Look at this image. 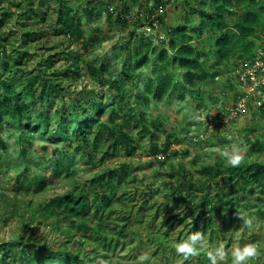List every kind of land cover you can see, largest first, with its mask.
Here are the masks:
<instances>
[{
  "label": "rangeland",
  "instance_id": "1",
  "mask_svg": "<svg viewBox=\"0 0 264 264\" xmlns=\"http://www.w3.org/2000/svg\"><path fill=\"white\" fill-rule=\"evenodd\" d=\"M161 3L160 5H157ZM194 0H0V20L7 13H10L9 19L3 26L0 24V52L5 46L8 54L15 55L14 49L27 51L30 56L25 60V65L21 68H15L12 72L4 71L3 55L0 54V80L6 79L9 85L13 87L15 93L22 89L27 79L40 70L42 65L45 67V61L50 55H55V68L65 66L66 60H71L75 55L80 56L79 63L82 66L81 77L64 78L61 77L58 83L62 85L63 100L61 104L65 105L66 117L70 121L72 111L71 106L75 101L86 103L87 108L92 107L89 92L94 91L98 101L109 102V95H116L117 89L110 91L109 85L121 76L128 67L130 60L135 56V52L142 49V42H153L152 53L150 55V64L142 68L135 81L137 92L144 90V83L147 77L154 78L152 72L154 63L158 61L159 53L163 50L169 51V42L172 39L168 36L169 30L174 29L187 20L185 16L190 10L185 4L193 3ZM69 5L82 19V29L85 38H94L98 36L99 43L96 48H90L88 52H83L80 44L76 41L70 45L65 38L55 36L56 30V10L62 5ZM157 6V8H155ZM33 11L32 18L27 20L25 15ZM126 11L128 14H125ZM154 11L156 17L164 19L163 24L155 22V26L150 27L146 21L149 12ZM92 13V16L89 14ZM127 21L126 25L120 24L118 18ZM199 17L189 27V34L194 36ZM135 33V37L130 40V35ZM24 38L25 34L31 35ZM208 37L205 33L201 39H196L192 44L198 47L199 51L206 53L203 58V68L214 73V80L208 81L201 87L202 95L198 92L189 90V85L183 72H177V81L181 83L185 90L178 88L180 95L183 93L184 100H181L177 92L173 90V96L162 104L152 103L153 111L148 113L147 118L150 121H162L165 131H160L157 138L151 141L150 138H141L137 136L138 130H133L135 148L126 151L117 150V154L112 159L106 161L103 167L96 170L86 169L81 161V154L76 152L77 145L69 144V139H60V133L57 130L55 135L47 136L45 133L44 122L40 121V132H34L33 128L36 119L39 118L41 109L37 106H30L31 120L26 121L29 124L28 130H20L19 127L6 123L0 127V243H10L17 254L16 260L24 259L25 252H32L33 255L53 252L61 254L62 252L73 253L80 251L81 244L85 248L81 251L83 257L91 264H139L138 256L147 253L150 260L145 264H181L183 258L178 256L169 245L174 246L180 242L182 224L171 219V215L183 217L187 214L185 220L189 222L194 215L192 209H188L187 203L177 202L181 194H186L183 187L182 177L191 176L197 183L201 192L195 194L197 200L209 194L215 197L218 194L216 184L221 185L222 175H208L201 167L219 165L228 169L225 161L219 156L217 149H223L231 143H237L243 146L245 150V160L241 166L256 159H264V115L259 109L264 105V96H253L247 99L246 109L239 115H232V110L243 97V92L237 82L235 70L239 67L240 61L235 65L216 66V58L212 53L210 45L203 46L202 39ZM173 38L180 44L181 36L173 35ZM7 41H4V40ZM27 43V44H25ZM264 47L263 42H259V48ZM257 49V50H258ZM68 51L73 52L72 56ZM169 55L173 58L172 53ZM131 59V60H132ZM92 60L96 65L99 63L109 68L106 74L107 83L99 84L98 80L91 79L85 73V61ZM129 61V62H128ZM214 67L212 71L211 68ZM141 79V80H139ZM198 82V78L195 79ZM233 86H230V85ZM102 87V88H101ZM123 81L121 89L125 88ZM85 90L82 95L79 93ZM199 97H201L199 99ZM132 100V97H130ZM48 116L51 114V107L42 104ZM92 115L93 112H90ZM108 114V113H105ZM81 115V114H79ZM103 121L107 116L103 115ZM158 118V119H157ZM69 127V126H68ZM208 128V131L206 130ZM45 134L44 136H42ZM22 143L28 149V156L23 158L21 155ZM157 142L160 147L171 145L169 154L166 158L159 155L158 158L149 155V149L152 142ZM260 143V144H258ZM59 151V154L55 153ZM177 151V155L173 152ZM129 153V154H128ZM64 159L65 166L69 167V173L63 168L53 167L55 161L60 157ZM98 155V154H97ZM22 162L28 166L33 174H37L39 179L47 177L48 189L41 195L33 198L34 205L38 202H47L50 199L73 192L80 188L86 189L87 202L91 203L89 197L88 185L90 177L98 171L119 170L124 163L131 166L130 176L116 188V198L126 202V206L115 204L114 211L110 219H119L122 211L131 207L128 213L123 215V220L128 224L129 229L133 230L125 243H121L114 251L105 248L102 243H89L81 233L72 231L70 236H65L67 224L64 222L50 224H38L37 218L28 220L29 216H34L35 206L28 207L27 197L17 196L15 193V183L18 174L15 168L20 167ZM60 171L59 175H54L53 171ZM203 171V173H202ZM218 174V172H217ZM173 175V178L170 176ZM183 175V176H182ZM168 185V186H167ZM173 185L182 193H175ZM79 190L77 192H79ZM256 188L254 193L248 190L223 192L225 199L235 205L236 214H222L219 217V231L221 232V241L226 249H231L234 245H243L249 242H255L264 247V194H260ZM31 198V197H29ZM183 198V197H182ZM143 200L149 203L147 211L144 212V219L137 216V207ZM132 202V204H130ZM29 209V211H27ZM259 211H262L260 213ZM237 212L247 213L252 223L250 227L243 226L242 219ZM153 216H157L155 224L157 228L150 230L149 222ZM10 217L8 223L5 218ZM140 219L142 223L140 224ZM167 224L162 226V221ZM169 219H171L169 221ZM168 241L162 243L160 234L169 230ZM136 226V227H135ZM156 231H159L156 234ZM156 234V235H155ZM155 235V236H154ZM150 236V240L147 239ZM159 239V240H158ZM26 240V242H24ZM23 241V242H22ZM24 244V246L21 245ZM160 243L164 246V252L158 250ZM0 244V245H1ZM93 248L96 252H93ZM25 255V254H24ZM167 259H166V257ZM107 257V258H106ZM37 261H44L45 256H36ZM201 255L192 258L193 263L184 261L183 264H209L208 259L199 263ZM228 264H231L229 257ZM260 264V262H252Z\"/></svg>",
  "mask_w": 264,
  "mask_h": 264
},
{
  "label": "trees",
  "instance_id": "2",
  "mask_svg": "<svg viewBox=\"0 0 264 264\" xmlns=\"http://www.w3.org/2000/svg\"><path fill=\"white\" fill-rule=\"evenodd\" d=\"M158 2L157 5H160L161 3L158 4ZM185 5L190 10L185 15L187 20L168 31V36L172 37L169 42V51L172 53L173 58L169 55L168 50L159 53L158 61L154 63L152 72L154 78L147 77L142 92H137L135 89L137 85L135 78L139 71L144 67H148L151 62L152 41L142 42V49L135 52L134 58L129 59V65L121 76L114 79L109 85L110 91H113V89L118 91L116 95H109L108 104L102 99L98 101L94 91H90L89 98H91L92 107L87 108L86 103H79V106H77L74 101L71 106L72 117L68 122L66 121L68 118L66 117L65 105L61 104L64 89L58 83V80L61 77L67 79H71L73 76L81 77L80 56L75 55L71 60H66V57H64L65 66L52 69L55 66V55H50L45 61V67L40 65L41 69L36 70V73L27 79L25 85L17 93L14 92L13 87L9 85L6 79L0 80V127L9 123L19 127L20 130H28L29 124L26 125L25 122L31 120L30 106L41 104L38 105L41 113L31 129L34 132H40V121H42L47 136L55 135L58 130L60 139H69V144L75 143L77 145L76 152L81 154V161L86 169L91 170L103 167L107 160L112 159L117 154V150L124 148L126 151H130L134 149L135 135L133 130H138L137 136L143 139L156 140L157 134L161 130L165 131L164 124L159 120L150 121L147 115L153 111V102L155 104L165 103L173 96V90L177 91L174 94H178L181 100L185 99L184 94L180 95V91H178V88H182V92H184L185 87L177 81V72L180 71L185 74L189 90L198 92V96L202 95L201 87L215 78L213 72L203 68L202 60L207 55L199 51L198 47L192 45L196 39H201L207 33L208 37L202 39L201 42L203 46L210 45L212 48V53L216 58V66L222 64L229 66L232 64L233 67L236 66V61L251 60L259 48V42H263L264 39V0H194L193 3H186ZM33 13V11H30L29 15H25L27 20L32 18ZM56 14L57 28L54 31L55 36L67 39L70 45L76 41L80 44L83 52H88L90 48H96L100 38L98 36L94 38L84 37L82 19L71 6L62 4L56 10ZM125 14H128V12L126 11ZM11 16L10 13L5 14L0 20V24L3 26L11 19ZM89 16H92V13ZM198 17L200 22L194 36H192L189 34V27ZM117 20L120 24H127V21L122 17ZM146 21L153 28L155 22L163 24L164 19L156 17L154 11H150ZM32 35L35 37V33H32L31 35L25 34L24 38L27 39ZM173 35L181 36L182 42L178 44ZM134 37L135 33L133 32L130 35V40ZM12 50L15 53L14 56L8 54L5 46L0 54L3 55L2 68L4 71L14 73L15 68H21L25 65V60L28 59L30 54L22 49L13 48ZM68 52L72 56L73 52ZM85 67L84 72L91 79L98 80L100 85L107 83L108 67L101 63L96 65L92 60H86ZM211 70L213 71L214 67ZM196 78H198V82L195 81ZM123 81L126 87L121 89ZM84 92L86 91L81 90L79 93L82 95ZM130 97H132V100H130ZM42 104L51 107L50 116L43 109ZM259 111L264 115V105ZM88 112L89 114H91L90 112L93 113L89 116ZM103 115L107 116L105 121H103ZM206 130L208 131V128ZM19 142L22 148L21 155L26 158L28 149L21 139ZM170 146L169 144L160 147L156 141L152 142L149 155L155 158L163 155L168 158L171 156V153L169 154ZM55 153L59 154V151L56 150ZM177 154V151L173 152V155ZM61 156L55 161L53 167L63 168L70 174L69 167L64 165L65 161ZM244 166L224 169L222 165H219L216 170L215 166L201 167L208 175H214V177L222 175V183L221 185L216 184L219 192L215 197L207 194L199 200L195 196L197 192H201L197 183L192 180L191 176L182 177L180 183L184 185L181 190H186L188 193L187 195L181 194L177 202L187 203L188 209H192L194 215L189 222L185 220L186 213L183 217L171 215L173 216L171 219L182 224L181 234L179 235L180 241L186 239L195 231H201L204 233L209 245L212 248L217 247L220 244L222 232L219 231V217L222 214H236L235 205L225 199L223 192L248 190L250 193H254L258 188V192L264 194V159L253 160L244 164ZM1 167L2 165H0ZM15 169L18 171L17 174L23 169V173L18 174L16 177L15 193L17 196L27 197L26 204L32 208L35 206L33 198L43 194L49 187L47 177L43 176L39 179L38 175L33 174L24 162ZM130 169V164L124 163L117 171H98L90 177L85 184L89 188L90 204L87 202L86 189L80 191V188H77L73 192L58 195L47 202H38L34 209V216H29L28 220L38 217V224L55 226L57 222H64L68 227L64 232L65 236H70L72 231H75L81 233L90 244L100 242L105 244L106 249L114 251L121 243H125L132 236L134 230L133 228L130 230L128 224L123 220V215L128 213L131 207L123 210V214L119 219H110L115 204L127 205L122 199L116 198L115 193L116 188L121 186L130 176ZM59 173L60 171L57 172V169L53 171L54 175H59ZM170 177L173 178V175ZM169 187L175 188L176 194L182 193L173 185H169ZM78 190L79 192H77ZM147 202V200L142 202L140 200L137 207L136 214L142 219H144V212L148 210L146 206L149 203ZM259 212L262 213V211ZM156 217L153 216L152 221L149 222L152 231L157 228L155 224ZM142 219H140V224L143 222ZM9 220L10 217L5 218L6 223ZM167 220L162 221V226L167 224ZM170 228H172V223L169 224V230L163 231L161 234L156 231V234H160L159 238H162V243L168 241L171 233ZM150 238V236H147L148 240ZM162 243L158 246V250L164 252L165 248ZM21 245L24 246L23 243ZM84 248L85 244H81L80 251L62 252L61 254L48 252L46 254L42 253V255H33L29 251L25 252V255L23 254L24 259H19L18 262L15 249L10 243H4L0 245V264H91L87 260V256L83 257L81 255ZM169 248L173 249L172 252H175L174 246L169 245ZM93 250V252H96L95 248ZM200 255L202 258H200L199 263L208 259L205 252ZM36 256H45V259L34 263L37 260ZM190 262L193 263L192 258Z\"/></svg>",
  "mask_w": 264,
  "mask_h": 264
},
{
  "label": "clouds",
  "instance_id": "3",
  "mask_svg": "<svg viewBox=\"0 0 264 264\" xmlns=\"http://www.w3.org/2000/svg\"><path fill=\"white\" fill-rule=\"evenodd\" d=\"M219 156L225 161L226 165L232 168L239 167L245 160V150L242 145L231 143L223 149H217ZM237 215L242 219L243 226L250 227L251 219L247 213H239ZM175 252L181 256L184 261L199 256L202 252L206 253L209 264H228L229 257L231 264H252V262H260L264 264V247L255 242L245 243L243 245H234L231 249H226L223 243L212 248L204 233L195 231L186 239L174 245ZM139 264H145L150 260L147 253L138 256Z\"/></svg>",
  "mask_w": 264,
  "mask_h": 264
},
{
  "label": "built area",
  "instance_id": "4",
  "mask_svg": "<svg viewBox=\"0 0 264 264\" xmlns=\"http://www.w3.org/2000/svg\"><path fill=\"white\" fill-rule=\"evenodd\" d=\"M235 73L243 92V97L232 110V115L236 116L246 109V101L249 97L264 96V47L256 50L251 60L241 61Z\"/></svg>",
  "mask_w": 264,
  "mask_h": 264
}]
</instances>
